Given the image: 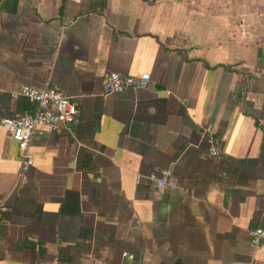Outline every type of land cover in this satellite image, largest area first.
I'll return each instance as SVG.
<instances>
[{"label": "crops", "instance_id": "1", "mask_svg": "<svg viewBox=\"0 0 264 264\" xmlns=\"http://www.w3.org/2000/svg\"><path fill=\"white\" fill-rule=\"evenodd\" d=\"M249 3L0 0V119L32 110L21 86L80 110L32 139L23 185L0 126V264H264L248 236L264 228V0ZM112 71L150 81L103 97ZM168 165L158 194L147 176Z\"/></svg>", "mask_w": 264, "mask_h": 264}, {"label": "built area", "instance_id": "2", "mask_svg": "<svg viewBox=\"0 0 264 264\" xmlns=\"http://www.w3.org/2000/svg\"><path fill=\"white\" fill-rule=\"evenodd\" d=\"M150 81L148 73H141L136 76L125 75L117 71L106 73L101 80V95L112 96L122 92L126 88H145ZM24 98L32 105L31 111L18 113L13 117L0 119V126L9 137L15 141L19 151V169L17 182L23 185L27 182V172L33 160L28 151L30 142L35 136H42L45 132L56 131L62 125H70L78 122L80 110L78 102L73 98L64 95L56 87L43 86L34 88L21 86L19 91L12 94V98ZM202 137H206L205 131ZM207 154L211 158H219L221 154L220 142L216 138H209ZM172 173L170 165L155 168L147 176L152 189L158 194L165 193L168 187V180ZM137 175L136 180L139 181ZM7 208L0 204V221L4 218ZM249 243L252 248L264 244V228L255 227L248 230Z\"/></svg>", "mask_w": 264, "mask_h": 264}, {"label": "rangeland", "instance_id": "3", "mask_svg": "<svg viewBox=\"0 0 264 264\" xmlns=\"http://www.w3.org/2000/svg\"><path fill=\"white\" fill-rule=\"evenodd\" d=\"M239 1H240V4H239L240 8H243L244 5H245V6H249V7H251V3H249V4L247 5L248 0H239ZM250 1L252 2V0H250ZM254 2L256 3V6H258V4H259L260 6H262V5L259 3V0H254ZM241 12H242V10H241ZM245 17H248V16L246 15ZM241 23H242V20H241ZM261 53H264V48L260 49V54H261Z\"/></svg>", "mask_w": 264, "mask_h": 264}]
</instances>
